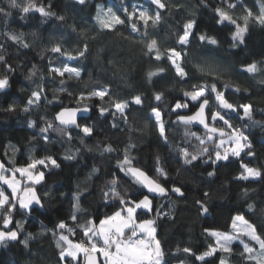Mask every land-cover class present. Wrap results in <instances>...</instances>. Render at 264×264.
<instances>
[{"label": "snow or ice", "instance_id": "1", "mask_svg": "<svg viewBox=\"0 0 264 264\" xmlns=\"http://www.w3.org/2000/svg\"><path fill=\"white\" fill-rule=\"evenodd\" d=\"M88 4L89 0H72L71 7L83 11ZM151 4L156 7L154 14H149L140 5L122 3L119 15L112 7L105 9L96 5L95 16L91 17L94 28L98 26L100 31L108 33L123 35L117 26L126 25L129 36L143 45L144 54L148 57L145 63L150 65L163 62L155 70L149 68L144 72L147 84L161 85L159 90L154 87L148 90L150 97L136 91L130 93L129 98H121L107 81L98 87H87L88 81L83 79L78 67L90 55L88 40L95 37L88 35L84 24L79 29L75 22L66 25L68 31L62 28L56 42L43 50L52 54L48 59V73L52 79L45 81L40 76L36 89L30 91L21 110L31 114L38 106L55 103L56 107L51 118L44 114L37 119H29L27 123L28 129L33 130L31 139L43 146L41 155L29 154L21 164L15 159H0V245L6 246L5 242L16 241L22 243L25 249L29 248V242L36 237L26 233L21 239L25 222L15 217L32 216L37 212L43 214L46 198L51 195L46 183L48 175L62 169L66 161L69 162L68 167L79 165L80 160L77 158L81 157L83 151L93 153L94 161L91 166H84L85 188L81 189L77 182L75 190L65 193L57 189L56 195L66 197L69 205L67 213L63 218L51 220V228L40 221L41 234L49 233L55 239L58 250L56 264H170L164 258V247L157 235V220H172L176 201L186 198L185 186L178 182L181 171H195L201 165L208 166L205 169L208 179L203 181L207 188L202 191L201 199L196 200V205L199 216L211 217L209 201L214 194L211 187L213 178L221 168L229 167L230 158H234L237 161V174L231 179L242 188L241 198L247 204L245 214L238 211L234 216L229 215L222 225L223 230H219L218 225L205 226L202 234L205 239L211 238L212 242L206 244L205 250L199 254L187 246L177 247L176 252L191 256L194 264H214L210 259L212 257L219 264H228L233 255L238 264H264V227H258L253 220L258 214L264 215V204L258 206L255 202H248L252 198L248 187L242 183L264 184V164L252 166L256 152L250 138V130L259 127L264 131V123L255 118V106L252 103L230 102V98L238 94H241L240 101H243L245 98L242 93L248 92L247 88L241 89L239 85L230 82L218 87V78L228 68L215 58L216 50L221 46L217 35L221 33L227 36L230 49L249 52L246 36L250 35V27L264 29V0H254L251 5L245 0H217V6L212 8L217 35H209L200 29L194 10L193 15L183 22L181 33L174 43L163 51L158 44L159 38L149 28H157L163 18L161 10L166 8V4L162 0H151ZM200 6L207 9L209 4L207 0H200ZM53 7L51 0H48L46 6L36 4L34 0H28L27 3L24 0H7V7L0 6V16L8 18L12 15L10 9H18L21 20L29 14L38 13L45 18L42 23L54 17L65 26L66 14H58L52 10ZM237 9L241 15L234 19L229 10ZM72 34H76L74 45H66L64 40ZM5 36L6 40L20 48L30 47L29 43L24 42L23 33L7 32ZM194 41L202 49L200 55L195 57L189 55ZM5 51L4 44H0V64L4 72L0 75V93L4 94V101L8 104L0 110L12 112L16 105L8 103V98L14 83L12 76L19 65L9 63L3 54ZM56 59L60 60L59 65L53 63ZM69 61L76 63L69 66ZM109 63L112 61L109 60ZM167 71H171L174 78L173 87L179 83L188 87V90L174 97L165 109L162 106L167 90L164 83L168 80ZM37 73L38 68L33 65L26 79L33 80ZM65 74L67 81L76 79L84 84L81 88L68 84L65 79L59 82L61 87L57 91L66 92L75 107H65L62 101L55 97L49 99L46 94L47 85L54 82L57 76L64 78ZM237 76L255 85H264V53L244 61ZM154 77L158 79L153 81ZM88 79L90 81L92 77ZM148 98L152 104L150 111L145 114L144 103ZM250 98L251 93L248 95ZM86 100H95L96 103L89 105L84 103ZM106 104L110 106L105 107ZM260 116L264 117V110H261ZM138 118L145 121L141 128L134 126ZM149 126L156 134L158 150L150 166L145 167L134 155L138 149L135 142L138 137H134V133L145 132ZM194 126L195 131L192 130ZM181 127L183 137L176 143V137L170 136V132L178 131ZM51 132L59 133L65 144L77 140L79 147L75 151L62 148L58 155H52L47 151V146L57 141L50 135ZM100 136L105 140L112 137V142L101 145L97 140ZM160 145L169 153L168 158L160 155ZM8 147L14 155H25L16 145L9 144ZM94 149L98 154L94 153ZM0 155L7 157V149ZM97 160L101 164L114 160V168L102 171L95 163ZM173 160L176 178L171 177L165 167V164H171ZM72 161H76V164H72ZM94 181L103 183L98 197L90 188ZM121 185L133 187L135 194L129 196L127 188L122 191ZM37 186L45 189L43 195L38 193ZM97 200L98 207L108 209L103 216L99 213L92 216L83 207ZM156 201H161L159 206ZM164 201L170 202L167 211ZM77 235L79 239L76 241L69 238ZM237 240L242 248L238 246L233 249L232 245Z\"/></svg>", "mask_w": 264, "mask_h": 264}, {"label": "trees", "instance_id": "2", "mask_svg": "<svg viewBox=\"0 0 264 264\" xmlns=\"http://www.w3.org/2000/svg\"><path fill=\"white\" fill-rule=\"evenodd\" d=\"M24 2L27 3L28 0H24ZM34 2L46 6L48 0H34ZM162 2L166 4V8L161 10L162 20L155 30L151 27L149 28V31L159 38L158 44L161 51L174 43L176 37L181 33L183 22L193 15L194 10L200 29L209 35H217L215 15L212 11L213 6H217V0H207L209 4L207 9L200 6V0H162ZM245 2L251 5L254 0H245ZM51 3L54 5L53 11H56L58 14H66L65 26H62L54 17L42 23L45 18L40 17L38 13L29 14L24 20H21V13L18 9H10L12 15L8 18L0 16V44H4L6 49L3 54L9 63L14 66L19 65L12 76L14 83L10 90L11 96L8 98V103H14L16 109L12 112L0 110V142H2L0 153H3L7 149V157L0 155V159H15L18 164L23 163L29 154L37 156L42 154L41 148L43 146L37 140L31 139L33 130L28 129L27 123L29 119H37L44 114H47L51 118L56 104L35 107L31 114L24 113L21 109L25 105L30 91L36 89L40 76H43L45 81L52 79L48 73V59L52 54L43 50L56 42V38L60 36L62 28L65 32L68 31L66 25L75 22L79 29L81 24H84L88 29V35L95 37L88 40L90 55H88L87 59L81 61L78 67V70L83 74V79L88 81V88L98 87L100 83L107 81L109 86L121 98H129L130 93L136 91L143 92L145 96L150 97L149 89L154 87L156 90H159L161 87V85L147 84L144 81V72L149 68L155 70L163 62H160V64H146L145 61L148 57L144 54L143 45L129 36V29L126 25L117 26L123 32V35H117L108 33L107 31H100L98 26L94 28V22L91 19V17L95 16L96 5H100L105 9L112 7L113 11H116L118 15L120 14L118 10L122 3L130 6L140 5L149 14H154L156 7L151 4V0H89L88 7L83 11L73 10L71 7L72 0H51ZM177 5H180V7L177 8ZM0 6L7 7V0H0ZM200 13L203 14L201 15ZM229 14L236 19L241 15V11L239 9L229 10ZM149 24L151 25V21H149ZM7 32L23 33L24 42L29 43L30 47L23 49L14 42L6 40L5 33ZM75 38L76 34L67 36L64 43L66 45L68 43L74 45ZM217 38L221 41V46L216 50L215 58L228 68V71L218 78V87L223 83L230 82L233 85H239L241 89L247 88L248 92L242 93L245 98L243 101H240L241 94H238L236 97L230 98V102L252 103L255 106V118L264 123V117L260 116L261 110H264V85H255L237 76V71L244 61L251 57H259L261 53H264V29L255 26L250 27V35L246 36V43L249 47L248 53L240 52L238 49H230L228 38L223 33L217 35ZM99 49H103V51H98ZM42 52L43 59H41ZM201 52L202 49L194 41L189 55L195 57L199 56ZM236 53H239V55ZM109 60L112 63H109ZM53 63L59 65L60 60L56 59ZM75 63L72 61L68 62L69 66H73ZM33 65L37 66L38 73L30 81L26 79V76L31 72ZM3 74V65L0 64V75ZM166 74L168 80L164 83L167 85V90L165 91V103L162 106L165 109L173 102L174 97L182 95V91L188 90V87L182 86L179 83H176L175 87H173L174 78L171 71H167ZM89 76L92 77L90 81L88 79ZM61 79L67 81V74H65L64 78L55 77L54 82L47 85L46 94L49 99L55 97L56 100L62 101L65 107H75L76 105L72 98L68 97L66 92L57 91L61 87L59 83ZM157 79L158 77H154L153 81ZM67 83L81 88L84 87V84L76 79L67 81ZM249 93H251L250 99H248ZM84 103L92 105L96 101L86 100ZM151 104L150 98L145 100V114L150 111ZM7 106L8 104L4 101V94L0 93V109H4ZM109 106L108 104L105 105V107ZM144 123V120L138 118L134 126L141 128ZM192 130L195 131L196 128L193 127ZM245 131L248 132L249 130L245 129ZM250 131L252 132L250 138L253 141L256 152L255 161L252 166L259 167L261 164H264V131H261L259 127ZM50 135L57 142L48 145L47 151L54 156L58 155L62 148H70L72 151H75L79 147L77 140H73L71 144H65L63 142L64 138L59 133L51 132ZM170 136H175V142L179 143L183 137V127L178 131L170 132ZM134 137H138L135 140L138 145L137 152L134 153L136 159L145 167L150 166L152 158L158 150L155 132L149 126L145 132L134 133ZM112 139V137H109L108 140H105L103 136L97 137L101 145L112 142ZM9 144L20 147L25 155L20 156L19 153L14 155L8 147ZM159 151L162 157H169V153L163 145L159 146ZM94 153L98 154L96 149H94ZM81 157L77 158L80 160V164L76 167H68L67 164L69 162L66 161L62 169L48 175L46 183L51 195L46 198L43 214L37 212L32 216L17 215L15 217L17 220L25 222L21 239L24 238L26 233H32L36 238L29 242L28 249H25L22 243L16 241L5 242L6 246L2 245L0 251V264H56L58 250L55 247V239L49 233L41 234L40 221H43L44 225L51 228V220L63 218L67 213L69 205L66 203V197L56 195L57 189L65 193L75 190L77 182L80 183L81 189L85 188L84 175L86 174V169L84 166H91L94 162L93 153L82 151ZM71 163L76 164V161H72ZM95 163L102 168V171L111 170L115 165L114 160L105 161L103 164L97 160ZM165 167L168 168L169 175L176 178L175 160L171 164H165ZM207 167V165H201L195 171H181L178 182L185 186L186 198L183 201H176L175 207L172 210V220H157V235L164 247V258L170 264H181V262L183 264H194L191 256H187L183 252H176V248L187 246L199 254L205 250L206 244L212 242L211 238L205 239V235L202 234L205 226L218 225L220 226L219 230H223L222 225L229 215L234 216L238 211L240 214H245L246 212L247 204L241 198L242 188L231 179L232 176L237 174V161L234 158H230V166L221 168L217 176L213 178L214 183L211 187L214 189V194L213 198L209 201L212 216L201 217L198 215L196 200L201 199L202 191L207 188V185L203 183V181L208 179L205 171ZM78 177L79 181L77 180ZM242 183L248 187L249 196L252 198L248 202H255L258 206L264 204V184ZM37 187L38 193L43 195L45 189ZM90 188L96 192L98 197L103 188V183L94 181L90 184ZM125 188H127L129 196L135 194L133 187L121 185L122 191ZM160 203L161 201H156L157 206ZM163 203L165 204V211L169 210L170 202L164 201ZM98 204V200L95 202L90 201L84 204L83 207L92 216H95L97 213L103 216L108 209L98 207ZM248 215H246V219ZM253 220L258 227H264V215L258 214L253 217ZM69 238L76 241L79 239V236H70ZM238 246L242 248L239 242H234L232 245L233 249H236ZM210 259L214 261V264H219L215 257ZM229 261L231 264H238L234 255ZM195 264H200V262H195Z\"/></svg>", "mask_w": 264, "mask_h": 264}, {"label": "rangeland", "instance_id": "3", "mask_svg": "<svg viewBox=\"0 0 264 264\" xmlns=\"http://www.w3.org/2000/svg\"><path fill=\"white\" fill-rule=\"evenodd\" d=\"M1 147H2V142H0V149H1ZM22 187H23V185H22ZM235 242H239V241L237 240ZM228 264H231L230 261L228 262Z\"/></svg>", "mask_w": 264, "mask_h": 264}, {"label": "water", "instance_id": "4", "mask_svg": "<svg viewBox=\"0 0 264 264\" xmlns=\"http://www.w3.org/2000/svg\"><path fill=\"white\" fill-rule=\"evenodd\" d=\"M194 128H196V127L194 126ZM200 131L202 132L203 129L201 128ZM1 248H2V245H0V251H1Z\"/></svg>", "mask_w": 264, "mask_h": 264}]
</instances>
